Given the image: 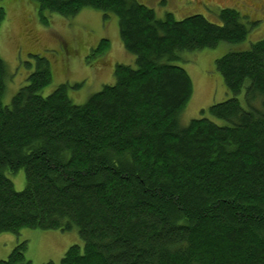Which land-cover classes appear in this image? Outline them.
<instances>
[{"label": "trees", "instance_id": "obj_1", "mask_svg": "<svg viewBox=\"0 0 264 264\" xmlns=\"http://www.w3.org/2000/svg\"><path fill=\"white\" fill-rule=\"evenodd\" d=\"M34 1L43 23L44 10L115 15L135 66L116 63L114 82L78 104L68 83L42 94L49 62L30 54L34 67L5 104L0 56V232L76 227L82 246L42 264H264V37L215 59L231 96L186 125L193 85L173 63L245 39V15L224 7L217 21L175 19L139 0ZM107 47L102 39L92 51ZM21 168L16 190L7 172ZM25 248L18 243L0 264H33Z\"/></svg>", "mask_w": 264, "mask_h": 264}, {"label": "rangeland", "instance_id": "obj_2", "mask_svg": "<svg viewBox=\"0 0 264 264\" xmlns=\"http://www.w3.org/2000/svg\"><path fill=\"white\" fill-rule=\"evenodd\" d=\"M152 8L158 17L171 12L175 19L191 14H202L217 21L221 8L229 7L245 15L248 32L239 42H219L211 48L184 52L173 63L182 66L189 74L193 91L181 112L180 122L186 125L190 119L208 116L207 107L230 97L215 59L228 51L247 49L251 43L264 37V0H139ZM5 18L0 24V56L9 71L3 103L26 83V77L34 67L35 57L44 56L50 66L51 81L42 89L50 93L61 83H68L67 94L74 103H83L89 95L105 84L114 82L116 63L135 66V57L121 41L117 17H104L102 11L83 7L74 17H64L55 12L42 11L48 20L41 22L39 9L34 0H0ZM105 39L106 50L100 54L92 49ZM32 62L30 68L24 61ZM79 83L75 87L74 84ZM202 109H205L202 112ZM16 190L23 189L25 173L21 168L15 173L7 172ZM26 242L25 257L33 264L47 261L58 263L67 248L83 242L76 227L70 230L20 228L17 232H0V259L8 256L20 242Z\"/></svg>", "mask_w": 264, "mask_h": 264}]
</instances>
